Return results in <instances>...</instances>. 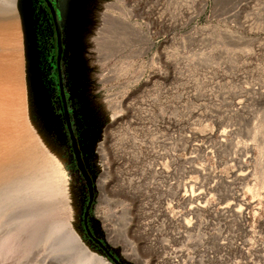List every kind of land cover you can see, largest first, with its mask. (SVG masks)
Here are the masks:
<instances>
[{"label": "rangeland", "instance_id": "1", "mask_svg": "<svg viewBox=\"0 0 264 264\" xmlns=\"http://www.w3.org/2000/svg\"><path fill=\"white\" fill-rule=\"evenodd\" d=\"M17 1L33 46L32 119L43 114L67 179L82 197L84 238L114 263L85 230L89 189L42 85L32 0ZM63 5L69 14L68 26L62 13L63 79L94 179L88 226L95 239L122 264H264V187L256 175L264 144V0ZM240 168L244 177H236ZM116 174L134 179L136 199L114 191L121 183ZM131 206L135 233L121 217ZM7 227V219L0 221V232ZM20 238L0 264H43L53 257L48 244L25 252V235Z\"/></svg>", "mask_w": 264, "mask_h": 264}, {"label": "bare ground", "instance_id": "2", "mask_svg": "<svg viewBox=\"0 0 264 264\" xmlns=\"http://www.w3.org/2000/svg\"><path fill=\"white\" fill-rule=\"evenodd\" d=\"M22 10L23 6L17 0H0V221L7 219L8 222V227L0 232V255H8L15 248L16 239L25 235V252L46 244L50 246L53 257L46 258L43 264H114L105 257L101 249H96L92 242L84 238L82 226L80 227L82 197L67 179L62 156L50 139L43 114L38 111V120L32 119L27 97L30 95V86L34 84L30 57L33 50L30 39L28 40L29 31ZM81 35L83 36L82 33ZM110 119L115 126L121 122L116 113ZM262 130L264 131V126ZM224 133L222 131V135ZM102 142L104 143V140ZM261 152L259 170L256 173L258 187H264V144ZM118 153L120 154L119 151ZM245 174L241 170L236 177H244ZM122 176L118 175L121 183L116 185L114 191H126L132 200L136 199L137 187L134 179ZM258 187L254 186L252 189L256 192ZM185 195L195 196L194 193ZM105 198L106 195L103 200ZM120 199L116 203L120 201L121 205L123 201ZM195 208L199 209L197 206ZM124 211L121 217L126 218L123 219L125 228L134 232V207H124ZM123 232L121 235L129 242L128 233Z\"/></svg>", "mask_w": 264, "mask_h": 264}, {"label": "flooded vegetation", "instance_id": "3", "mask_svg": "<svg viewBox=\"0 0 264 264\" xmlns=\"http://www.w3.org/2000/svg\"><path fill=\"white\" fill-rule=\"evenodd\" d=\"M32 3H33V9L35 10L33 21L36 29L37 43H38V49L40 55L39 65L41 70L42 85L46 90L47 100L49 105L53 109L55 115L60 120V124L62 128H64V130L67 132L69 136V139L72 144V148H73V140L71 138V134L74 135L76 143L81 153V157L85 164L86 170L88 171L92 179L93 189H94V179L83 156V150L79 143L77 133L75 131L72 114L68 106L67 85L63 79L62 60L65 53L66 33L63 24L62 13L63 12L67 13L66 17L68 19L67 21L68 26H69V18H68L69 14L64 9L63 0H32ZM68 43L70 45V34L68 37ZM73 152H74L75 160L78 165L74 148H73ZM90 200H91V193L89 190V202ZM84 221H85V214H84ZM86 223L88 226V216ZM85 230H86V224H85ZM91 238L97 241V239H95V236Z\"/></svg>", "mask_w": 264, "mask_h": 264}, {"label": "water", "instance_id": "4", "mask_svg": "<svg viewBox=\"0 0 264 264\" xmlns=\"http://www.w3.org/2000/svg\"><path fill=\"white\" fill-rule=\"evenodd\" d=\"M41 82V80H40ZM71 138L73 140V148H74V151H75V155H76V158H77V161H78V166L83 174V176L85 177L86 181H87V184L89 186V190H90V193H91V200L89 202V205L87 206V210L85 212V224H86V230H87V233L91 236V237H94V234L92 233L91 229L87 226V216H88V210L90 208V205H91V202H92V197H93V183H92V179L88 173V171L86 170V167H85V164L83 162V159L81 157V153H80V150L78 148V145L76 143V140H75V137L73 134H71ZM97 242L102 246V248H104L108 254V256L113 260V262L115 264H122L121 261H119V259L117 257H115L113 254H111L105 247V245L103 244V242H101L100 240H97Z\"/></svg>", "mask_w": 264, "mask_h": 264}]
</instances>
